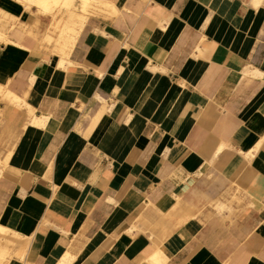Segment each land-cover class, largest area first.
I'll return each instance as SVG.
<instances>
[{
  "label": "crops",
  "instance_id": "1",
  "mask_svg": "<svg viewBox=\"0 0 264 264\" xmlns=\"http://www.w3.org/2000/svg\"><path fill=\"white\" fill-rule=\"evenodd\" d=\"M50 14L0 0L7 264H264V0H95L65 46Z\"/></svg>",
  "mask_w": 264,
  "mask_h": 264
},
{
  "label": "bare ground",
  "instance_id": "2",
  "mask_svg": "<svg viewBox=\"0 0 264 264\" xmlns=\"http://www.w3.org/2000/svg\"><path fill=\"white\" fill-rule=\"evenodd\" d=\"M15 1L21 3L24 6V9H26V11L29 10V7L31 5H34L37 8V11L42 13L53 14L55 11L58 12L60 10H63V13L67 15V22H64L63 24L59 23L60 25L52 24L51 26L53 28L60 26L58 41L62 43V46H65V43L68 42L69 39H71L72 37L71 34L75 32V28L80 27L83 24V21L85 19V15L83 14L85 13L87 14L88 9L94 5L95 0H79L81 12L83 14L75 13V11L71 9L73 7L74 0H15ZM0 39L4 41H9V38L5 35V33L1 31H0ZM59 64L60 66H63V61H60ZM4 96L7 99H12L18 103L20 101L18 97L11 94L9 91H5ZM40 122H41V118L36 114L33 115L32 124L37 125ZM247 155H251V153L248 152ZM14 231L9 229V227L0 224V258L5 259V262L3 264H7V262L9 261V257L6 258V256L8 255L7 253H9V255L10 254L15 255L16 257H23L25 252V247L30 240V236H21L20 235L21 233L18 234L19 232L16 231L14 232ZM164 232L166 231L164 230ZM164 256H165L164 253L161 250L157 249L152 253H150L140 264H162L165 258Z\"/></svg>",
  "mask_w": 264,
  "mask_h": 264
},
{
  "label": "rangeland",
  "instance_id": "3",
  "mask_svg": "<svg viewBox=\"0 0 264 264\" xmlns=\"http://www.w3.org/2000/svg\"><path fill=\"white\" fill-rule=\"evenodd\" d=\"M46 14H50V13H46ZM50 15H52V14H50ZM55 15V14H54ZM54 15H53V17H54ZM2 18L0 17V20H1ZM15 26V24L14 23H6L5 24V27L4 28H1L0 29V31L1 32H4V30H6L7 29V27H8V29H9V27L11 28V27H14ZM25 32L26 33H28V34H32L31 33V31L29 30V29H25ZM0 41H3V40H1L0 39ZM4 42V41H3ZM3 162L4 161H1L0 160V169H1V165L3 164ZM213 206H215L216 208H218L219 209V211H222L223 209H225L226 208V205H225V203H221V202H216V201H213V204H212ZM8 255L6 256V258L7 257H9V258H12V257H14V255H12V254H10V256H9V253H7ZM17 258V257H16ZM0 262H2V263H0V264H3L4 262H5V259H2V258H0Z\"/></svg>",
  "mask_w": 264,
  "mask_h": 264
}]
</instances>
